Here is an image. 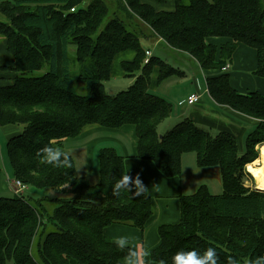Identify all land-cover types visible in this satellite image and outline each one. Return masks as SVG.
Returning a JSON list of instances; mask_svg holds the SVG:
<instances>
[{
  "label": "trees",
  "instance_id": "1",
  "mask_svg": "<svg viewBox=\"0 0 264 264\" xmlns=\"http://www.w3.org/2000/svg\"><path fill=\"white\" fill-rule=\"evenodd\" d=\"M124 1L120 8L149 27L161 51L147 57L152 48L148 33L129 30L117 16L108 18L102 0H0V44L4 41L13 60L12 65L0 61V73L12 74L9 83L0 84V126H20L6 141V159L13 177L40 192L28 198L0 196V264H124L134 249H119L104 228L129 223L143 230L153 214L147 191L112 195V184L126 172L124 156L114 147L100 148L92 181L76 173L68 152L71 167L44 164L39 152L46 145L64 149L65 138L89 125L119 128L126 123L135 129L133 156L152 161L163 175L178 176L186 152H194L198 166L220 171L221 193L201 185L180 197L179 221L160 225L157 243L145 251L151 261L172 264L178 251L208 247L216 250L217 264L230 259L246 264L264 256V190L244 184V165L257 157L255 146L264 142V93L237 92L225 69L237 43H243L256 50L253 74L264 77V0H173L171 10ZM209 37L230 41L217 47ZM125 51L135 53L120 64L133 81L109 94L103 81L110 77L113 58ZM163 51L188 54L200 68L216 69L207 78L209 95L258 119L242 149L230 134L211 135L188 118L159 131L171 109L165 98L150 92L152 71L158 67L159 80L182 74ZM73 80L85 83L84 94L75 92ZM47 190L58 194L42 195ZM212 220L227 221L231 235L207 231Z\"/></svg>",
  "mask_w": 264,
  "mask_h": 264
},
{
  "label": "crops",
  "instance_id": "2",
  "mask_svg": "<svg viewBox=\"0 0 264 264\" xmlns=\"http://www.w3.org/2000/svg\"><path fill=\"white\" fill-rule=\"evenodd\" d=\"M142 1L152 5L155 10H171L174 6L173 0ZM148 39L147 42L151 44L150 37ZM207 41L219 47L230 40L225 37H209ZM155 43L148 50L149 56L156 50L161 51L162 49L160 40ZM2 49L5 50L4 41L0 44V61L6 65H12V57ZM163 52L170 55L169 57L165 55V59L178 68L182 74H171L159 80L158 67L152 71L149 90L165 98L170 103L171 109L168 118L160 123L159 131L163 132L177 121L188 118L211 135L218 132L230 134L236 140L238 147L242 149L246 136L258 124V119L236 111L227 105L219 104L209 95L207 78L216 75L218 73L216 69L200 68L195 59L188 54ZM134 55V51L118 53L112 60L109 78L113 76L125 77L120 64L122 61L132 60ZM228 67L230 69L228 72L229 84L234 90L241 94L251 91L264 93V77L253 74L257 67L256 50L253 47L237 43ZM0 76L4 77V80L0 82L9 83L12 74L0 73ZM132 81L133 77H129V83ZM191 93L200 95L199 101L194 105L186 103V98ZM0 128L7 141L11 135L19 131L20 126L2 125ZM106 146L114 147L119 154L124 156V168L127 174L138 175L143 185L147 187L153 214L146 221L143 230L129 223H111L104 228L103 233L112 240L119 236L129 237V246L138 254L141 264H160L151 261L148 255H145V251L158 241L157 228L160 225L175 224L179 221L181 196L194 193L201 185L208 188L206 182H201L198 187L193 185L199 179L198 177H209L208 181L217 184L218 189L222 188L219 168L217 166L200 167L197 165L194 152L192 154L186 152L181 157L180 174L167 177L156 168L152 161L133 156L136 152V135L134 126L129 123L119 128L89 125L84 127L80 134L63 140L64 149L74 160L75 171L88 178L97 177L98 151ZM187 161H189L188 164ZM76 162H78L79 170H76ZM199 180L204 181V179ZM189 188L190 190L194 188V190L189 193ZM10 192L13 195L11 190ZM33 193L37 195L40 192L33 190ZM261 210L263 213L264 202H262Z\"/></svg>",
  "mask_w": 264,
  "mask_h": 264
},
{
  "label": "rangeland",
  "instance_id": "3",
  "mask_svg": "<svg viewBox=\"0 0 264 264\" xmlns=\"http://www.w3.org/2000/svg\"><path fill=\"white\" fill-rule=\"evenodd\" d=\"M102 1L108 7V10H109V17L108 18L117 16L118 18H120L124 21L125 25L129 28V30L134 31L137 34L139 33V30H142L144 33H148V35L150 36V39H151L150 42L152 45H155L156 44L155 42L157 40H160L159 38L152 36V34H150L149 27L146 24H144V22L139 20V18L136 17V15L132 14L129 9L126 8L127 11H125L122 8H120L119 4L121 3V0H102ZM122 1H124V0H122ZM106 20L107 19H105L104 22ZM140 42L142 43L143 47L146 46V42L144 39L141 38ZM2 51L4 52L5 50L2 49ZM71 51H73L72 48H71ZM226 66H229V64H227ZM225 69L227 72H229V70H230L229 67H227ZM2 80H4V79H0V81H2ZM0 83H5V82H0ZM130 84H131V82L129 83V77L113 76V77L103 81L104 89L109 94H115L119 90L126 89ZM73 87H74L75 92H77L79 94H84L87 90L85 83L82 81L73 80ZM15 126H17V125H15ZM5 144H6L5 134H4L3 130L0 128V196H12V193L10 192V190L12 191L13 181L19 180V179H16L10 173L8 163H7V159H6ZM262 144H264V142L259 143L255 146V149H257V157L254 160H252L251 162H249L248 164L253 163L256 159H258L260 157L259 148L264 146ZM190 153L192 154L193 152H190ZM186 163L188 164L189 161H187ZM248 164L246 163L244 165L245 172L247 173V175L244 176V181H245L244 183L249 185V187H251V188H259V189L264 190V187H262V188L258 187L259 185H257V182H256L257 180H256L255 176L253 174H251L249 170H247ZM76 170H79L78 162H76ZM76 173L78 174V172H76ZM198 178L204 179V181H200L199 179H197L193 183V185H195V187H198L199 184H201V182L202 183L206 182L205 184H207V186H208L207 189L209 190L210 193L213 194L216 192H218V193L222 192V188L218 189L217 184L208 181V180H210L209 177H198ZM95 179H96V176L90 177V180H92V181H95ZM194 188L191 190L189 188L188 192L189 193L192 192L194 190ZM49 192H50V190L43 191L42 195H44L45 193L49 195ZM51 194L57 195L58 192L55 190H51L50 195ZM22 196L27 197V198L28 197H36V195L33 193L32 188L28 187L27 185H26V189L22 193ZM262 215L264 216V212L262 213ZM212 222H213L212 225H211V221L209 222V224L205 223L206 224L205 227H206L207 231H211L214 234L221 235V237H226L228 235H231V233H229L231 231V229H230L231 225H228L227 221L216 223V220H212ZM222 234H224V235H222ZM6 264H14V263L12 261H7Z\"/></svg>",
  "mask_w": 264,
  "mask_h": 264
},
{
  "label": "clouds",
  "instance_id": "4",
  "mask_svg": "<svg viewBox=\"0 0 264 264\" xmlns=\"http://www.w3.org/2000/svg\"><path fill=\"white\" fill-rule=\"evenodd\" d=\"M39 155L42 163L52 165L55 167L67 166L71 167L69 163L68 153L61 147L46 145ZM134 189V191H132ZM147 191L140 180L139 176H130L127 171L114 181L111 187L112 195L119 197L124 193H129L134 196H141ZM114 244L121 250L128 248L130 239L127 236H119L114 239ZM147 255V252L145 253ZM124 264H141L140 258L135 251H128L125 257ZM172 264H217V252L214 248L208 247L203 252L192 251H178L172 257ZM228 264H237V261L230 259ZM246 264H264V256H259L249 259Z\"/></svg>",
  "mask_w": 264,
  "mask_h": 264
},
{
  "label": "bare ground",
  "instance_id": "5",
  "mask_svg": "<svg viewBox=\"0 0 264 264\" xmlns=\"http://www.w3.org/2000/svg\"><path fill=\"white\" fill-rule=\"evenodd\" d=\"M260 157L253 163L248 164V169L256 178L258 187H264V146L259 148ZM259 189V188H258Z\"/></svg>",
  "mask_w": 264,
  "mask_h": 264
},
{
  "label": "built area",
  "instance_id": "6",
  "mask_svg": "<svg viewBox=\"0 0 264 264\" xmlns=\"http://www.w3.org/2000/svg\"><path fill=\"white\" fill-rule=\"evenodd\" d=\"M73 10V8H71V11ZM150 52L146 51V56L149 57ZM148 58L145 59V61H147ZM228 66H225V68H227ZM200 99V95L198 93H191L187 96L186 98V103L188 105H194L195 103H197ZM13 187H12V192L14 195L16 196H22L23 191L26 189V185L24 183H22L20 180H14L13 181Z\"/></svg>",
  "mask_w": 264,
  "mask_h": 264
},
{
  "label": "water",
  "instance_id": "7",
  "mask_svg": "<svg viewBox=\"0 0 264 264\" xmlns=\"http://www.w3.org/2000/svg\"><path fill=\"white\" fill-rule=\"evenodd\" d=\"M258 189V188H257Z\"/></svg>",
  "mask_w": 264,
  "mask_h": 264
}]
</instances>
